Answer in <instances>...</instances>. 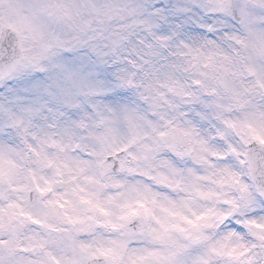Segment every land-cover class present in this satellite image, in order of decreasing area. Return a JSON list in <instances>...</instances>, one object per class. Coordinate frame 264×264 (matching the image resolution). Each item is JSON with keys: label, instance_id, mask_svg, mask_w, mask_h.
<instances>
[{"label": "clouds", "instance_id": "obj_1", "mask_svg": "<svg viewBox=\"0 0 264 264\" xmlns=\"http://www.w3.org/2000/svg\"><path fill=\"white\" fill-rule=\"evenodd\" d=\"M0 264H264V0H0Z\"/></svg>", "mask_w": 264, "mask_h": 264}]
</instances>
